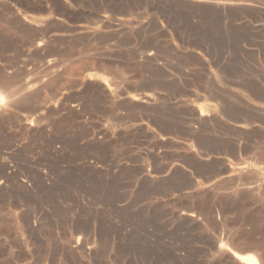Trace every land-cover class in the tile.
Segmentation results:
<instances>
[{"label": "rangeland", "instance_id": "rangeland-1", "mask_svg": "<svg viewBox=\"0 0 264 264\" xmlns=\"http://www.w3.org/2000/svg\"><path fill=\"white\" fill-rule=\"evenodd\" d=\"M3 80L0 264L264 262V0H0Z\"/></svg>", "mask_w": 264, "mask_h": 264}, {"label": "bare ground", "instance_id": "bare-ground-1", "mask_svg": "<svg viewBox=\"0 0 264 264\" xmlns=\"http://www.w3.org/2000/svg\"><path fill=\"white\" fill-rule=\"evenodd\" d=\"M35 21V20H34ZM41 45V43H35V45H33V46H35V47H39ZM55 60V59H54ZM54 60H47L43 65H44V67L48 70H46L47 71V73H48V77L50 78V77H52L55 73H56V70H55V66H56V61H54ZM57 60V59H56ZM63 63V62H62ZM68 65V64H67ZM44 70V69H43ZM65 70V69H64ZM45 71V70H44ZM44 73V72H43ZM46 73V72H45ZM46 73V74H47ZM44 77V76H43ZM42 77V78H43ZM42 81H43V79H42ZM25 84V83H24ZM41 84V83H40ZM39 84V85H40ZM31 85V84H30ZM43 85V84H42ZM11 86H10V83H9V81H7V80H3V81H1L0 82V90H2V92L3 91H5V92H8L9 94H12V95H9V96H12V98H13V96H15V95H17V94H19L18 92L17 93H15V95H13L14 94V92L13 93H11ZM21 90H20V93L21 94H24L22 91H23V89L22 88H20ZM33 89V87H32V85L31 86H29V85H27V87L25 86L24 87V92H28V91H30V90H32ZM50 90V89H49ZM12 91H13V89H12ZM7 96V95H6ZM15 99V98H14ZM138 99V98H137ZM8 101H12L11 100V98L9 99L8 98ZM14 101V100H13ZM3 102V101H2ZM7 103V102H6ZM17 104V103H16ZM12 105V104H11ZM14 105V104H13ZM6 107L7 106H5L3 103H0V113H2L3 114V112L5 113V111H7L6 110ZM6 114V113H5ZM240 121V120H239ZM32 122V121H31ZM30 124V123H29ZM243 173V172H242ZM244 181V180H243ZM185 214V213H184ZM74 244V243H73ZM75 247V246H74ZM220 248H222L221 246H219ZM231 248V247H230ZM226 251V250H225ZM243 251H245V250H243ZM222 252V251H221ZM223 252H224V249H223ZM222 252V253H223ZM225 253V252H224ZM246 253V252H245ZM249 254H251V253H249ZM236 258H237V256H236ZM235 258V259H236ZM239 258H241V259H243V260H245L248 264H260L257 260H259L260 261V256H259V258L258 257H256V256H254V255H241V256H239ZM256 258H258V259H256ZM261 262V264H264V262L263 261H260ZM236 263H237V261H236ZM237 264H239V263H237Z\"/></svg>", "mask_w": 264, "mask_h": 264}]
</instances>
